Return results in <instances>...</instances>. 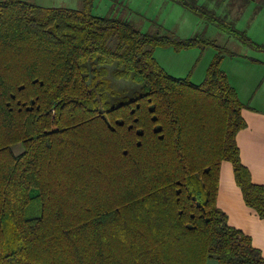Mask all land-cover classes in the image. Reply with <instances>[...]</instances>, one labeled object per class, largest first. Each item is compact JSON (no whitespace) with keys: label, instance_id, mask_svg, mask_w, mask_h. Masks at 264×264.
<instances>
[{"label":"trees","instance_id":"16d2710c","mask_svg":"<svg viewBox=\"0 0 264 264\" xmlns=\"http://www.w3.org/2000/svg\"><path fill=\"white\" fill-rule=\"evenodd\" d=\"M93 1L0 0V264H264L216 206L229 161L245 204L264 218V187L235 140L245 121L220 68L228 50L202 34L94 15ZM171 1L264 51L238 17ZM251 1L231 5L240 14ZM208 45L217 50L200 83L153 56ZM109 74L135 88L117 90Z\"/></svg>","mask_w":264,"mask_h":264},{"label":"rangeland","instance_id":"374dc122","mask_svg":"<svg viewBox=\"0 0 264 264\" xmlns=\"http://www.w3.org/2000/svg\"><path fill=\"white\" fill-rule=\"evenodd\" d=\"M35 2V0H31ZM235 1V0H234ZM200 4L213 9L218 15H225L227 19L236 18L234 24L238 29L245 30L248 37L256 43L264 44V3L258 0L251 1L238 14L232 7V0H198ZM49 6H62L77 9L81 0H48ZM94 15L111 13L115 16H124L130 19L142 31H151L156 28L174 33L180 38H190L202 34L203 37L219 47H225V54L220 68L228 73L233 82H241V76L250 79L264 74V64L254 66L247 60L260 59L264 61V51H257L242 45L238 40L219 30L214 24L206 22L181 5L171 0H94L92 5ZM233 20V19H232ZM216 47L196 46L189 49L174 50L172 47H155L153 56L158 64L170 75L189 77L193 83H200ZM115 88L124 93L132 91L135 86L129 81L117 80L108 75ZM15 154L21 152V144L12 146ZM212 264V263H210Z\"/></svg>","mask_w":264,"mask_h":264},{"label":"crops","instance_id":"0c3cea01","mask_svg":"<svg viewBox=\"0 0 264 264\" xmlns=\"http://www.w3.org/2000/svg\"><path fill=\"white\" fill-rule=\"evenodd\" d=\"M47 1L32 3L50 7L45 3ZM247 61L257 67L264 64L259 58ZM226 75L243 104L241 116L245 126L235 136L240 161L248 169L251 181L264 187V74L254 76L253 80L242 75L240 84L233 82L227 72ZM216 206L225 212L228 224L248 235L252 245L264 257V218L245 204L229 161L220 164Z\"/></svg>","mask_w":264,"mask_h":264}]
</instances>
